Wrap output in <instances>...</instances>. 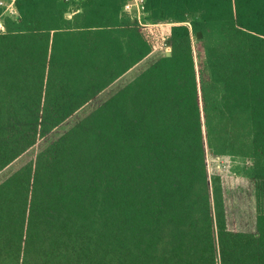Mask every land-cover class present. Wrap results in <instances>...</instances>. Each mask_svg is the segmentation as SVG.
I'll return each mask as SVG.
<instances>
[{
  "label": "trees",
  "instance_id": "1",
  "mask_svg": "<svg viewBox=\"0 0 264 264\" xmlns=\"http://www.w3.org/2000/svg\"><path fill=\"white\" fill-rule=\"evenodd\" d=\"M127 1L0 6V171L162 51L0 183V264H264V0ZM209 155L247 163L255 233Z\"/></svg>",
  "mask_w": 264,
  "mask_h": 264
},
{
  "label": "crops",
  "instance_id": "2",
  "mask_svg": "<svg viewBox=\"0 0 264 264\" xmlns=\"http://www.w3.org/2000/svg\"><path fill=\"white\" fill-rule=\"evenodd\" d=\"M156 51L157 50L153 51L148 56L152 55ZM210 161L215 163L219 162L222 168L217 166L216 163V165H214L215 167L213 166L214 171H212L209 164ZM244 164L245 163L243 161L229 156H208V167L210 173L217 174L221 178L227 228L232 231L255 233L256 209L254 198V182L252 179L243 176L238 171ZM225 172L230 173V175H228L229 181H224L223 179V173ZM233 180L237 183L234 184ZM225 183L227 186H225Z\"/></svg>",
  "mask_w": 264,
  "mask_h": 264
},
{
  "label": "rangeland",
  "instance_id": "3",
  "mask_svg": "<svg viewBox=\"0 0 264 264\" xmlns=\"http://www.w3.org/2000/svg\"><path fill=\"white\" fill-rule=\"evenodd\" d=\"M162 51H156L152 55L143 59L136 65H134L131 69L125 72L122 76L112 82L108 87L99 92L96 96H94L90 101L80 107L77 111H75L72 115H70L67 119H65L60 125H58L55 129L47 133L42 139L36 142L32 147H30L27 151L17 157L14 161L8 164L4 169L0 171V183L5 180L8 176H10L17 169L26 164L31 158H33L38 152L43 150L48 144L61 136L66 130H68L71 126L77 123L81 118L90 113L96 107L101 105L104 101H106L110 96H112L116 91H118L121 87H123L126 83L131 81L137 74H139L142 70H144L150 63L156 60ZM210 167L212 171H214L213 166L216 165L215 162L210 161ZM215 167V166H214ZM221 167V166H220ZM222 168V167H221ZM229 172L223 173L224 181H229ZM234 184L237 182L234 181ZM225 186L227 184L225 183Z\"/></svg>",
  "mask_w": 264,
  "mask_h": 264
},
{
  "label": "built area",
  "instance_id": "4",
  "mask_svg": "<svg viewBox=\"0 0 264 264\" xmlns=\"http://www.w3.org/2000/svg\"><path fill=\"white\" fill-rule=\"evenodd\" d=\"M14 1L15 0H0V6L3 7L1 16L4 14L14 15L16 13ZM144 2L145 0H129L126 3H124L122 10L124 13L131 15L141 25L146 26V25H150V23L143 20V16L145 15ZM1 16H0V30H3L4 26L1 20ZM164 49L166 51H169L168 46H164ZM216 163L217 166H220L219 162Z\"/></svg>",
  "mask_w": 264,
  "mask_h": 264
},
{
  "label": "water",
  "instance_id": "5",
  "mask_svg": "<svg viewBox=\"0 0 264 264\" xmlns=\"http://www.w3.org/2000/svg\"><path fill=\"white\" fill-rule=\"evenodd\" d=\"M201 37V33L197 32V38ZM170 52L168 51L167 54H169Z\"/></svg>",
  "mask_w": 264,
  "mask_h": 264
}]
</instances>
